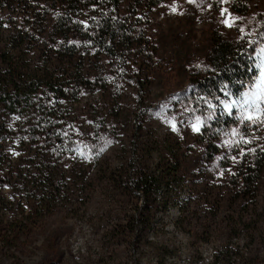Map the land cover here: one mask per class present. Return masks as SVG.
<instances>
[{
    "label": "rangeland",
    "instance_id": "rangeland-1",
    "mask_svg": "<svg viewBox=\"0 0 264 264\" xmlns=\"http://www.w3.org/2000/svg\"><path fill=\"white\" fill-rule=\"evenodd\" d=\"M144 23L143 55L99 59V88L64 102L53 171L41 144L0 140V264H264V0H170ZM213 35L252 46L256 77L206 98Z\"/></svg>",
    "mask_w": 264,
    "mask_h": 264
},
{
    "label": "trees",
    "instance_id": "trees-1",
    "mask_svg": "<svg viewBox=\"0 0 264 264\" xmlns=\"http://www.w3.org/2000/svg\"><path fill=\"white\" fill-rule=\"evenodd\" d=\"M169 1L0 0V140L19 136L24 145L41 144L37 168L43 174L53 171L46 141L64 102L74 90L99 88L90 71L99 59L143 55L150 47L144 22ZM253 57L252 46L213 35L208 61L215 72L194 87L210 98L220 84L232 89L251 84L256 77ZM171 170L162 166L157 175L140 176L134 185L144 206L138 211L157 202Z\"/></svg>",
    "mask_w": 264,
    "mask_h": 264
},
{
    "label": "snow or ice",
    "instance_id": "snow-or-ice-1",
    "mask_svg": "<svg viewBox=\"0 0 264 264\" xmlns=\"http://www.w3.org/2000/svg\"><path fill=\"white\" fill-rule=\"evenodd\" d=\"M193 130H194V131H197L198 129L194 126V127H193Z\"/></svg>",
    "mask_w": 264,
    "mask_h": 264
}]
</instances>
